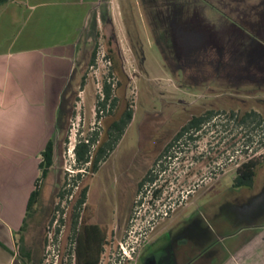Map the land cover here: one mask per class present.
Listing matches in <instances>:
<instances>
[{"label":"rangeland","instance_id":"1","mask_svg":"<svg viewBox=\"0 0 264 264\" xmlns=\"http://www.w3.org/2000/svg\"><path fill=\"white\" fill-rule=\"evenodd\" d=\"M84 1L91 7L90 40L78 49L64 100L68 117L52 138L53 165L38 182L39 200L20 234V249L40 264H76L81 227L73 229L72 214L86 187L79 222L104 229L101 264H112L121 245L137 251L155 241L149 252L168 234L198 228L210 235L204 251L183 247L177 262L197 255L191 264H224L241 239L237 234L248 228L243 211L248 221L255 212L264 227V82L246 66V22L256 21L261 0ZM104 83L111 87L105 109L99 107ZM127 109L132 119L98 171L78 167L79 140L97 133L92 149L107 141L111 124ZM208 111L216 117L193 141L183 139L165 153L192 116ZM251 111L259 125L240 124ZM250 159L257 161L252 188L235 187L237 167ZM148 171L154 181L140 190ZM164 206L166 216L159 212ZM252 234L246 230V240ZM221 235L236 236L220 241ZM124 264H135V255ZM246 264H264V255Z\"/></svg>","mask_w":264,"mask_h":264},{"label":"crops","instance_id":"2","mask_svg":"<svg viewBox=\"0 0 264 264\" xmlns=\"http://www.w3.org/2000/svg\"><path fill=\"white\" fill-rule=\"evenodd\" d=\"M259 4L256 21L246 22V66L264 82V0ZM90 36L91 7L84 0H10L0 7V264H25L18 243L39 157L64 127L59 110L78 49ZM247 215L248 228L237 234L224 264L264 255V227L257 214ZM246 230L253 232L247 240Z\"/></svg>","mask_w":264,"mask_h":264},{"label":"trees","instance_id":"3","mask_svg":"<svg viewBox=\"0 0 264 264\" xmlns=\"http://www.w3.org/2000/svg\"><path fill=\"white\" fill-rule=\"evenodd\" d=\"M10 0H0V7L6 5ZM111 59L110 55H107ZM95 60V53L93 52L90 63L93 64ZM68 92V91H67ZM104 99L99 103V107L105 109V106L110 99L111 87L109 84L104 83L103 86ZM114 102L112 103L113 106ZM216 113L213 111H208L203 115L192 116L187 123L181 127L180 131L175 135L172 142L168 144L165 148V153H167L174 144L179 143L181 140H194L193 134L199 132L206 125H209L213 118H215ZM59 125L64 126L65 119L68 117L67 105L62 101L61 108L59 110ZM233 117V114L230 116ZM132 119V112L127 109L117 121H114L108 131V140L96 145L94 149L92 147L97 142V133H93V137H89L88 140H79V142L74 147L75 162L78 167H85L91 173H96L98 171V165L100 162L105 161L112 152L119 140L122 137L125 127ZM255 122L259 125L260 117L253 111L245 113L238 122L240 124H246L247 122ZM93 150V152H92ZM93 153V154H92ZM54 156V143L49 141L43 151L41 152V162L39 163V170L41 172L40 178L35 182L34 190L30 193L27 207H26V217L23 222V228L27 223V219L31 215L33 208L36 206L40 196V186L38 182H42L48 175V171L53 165ZM257 161L250 159L247 162L240 164L236 169V176L233 180V185L235 187L252 188L254 178H255V167ZM87 166V167H86ZM81 177L80 174L73 176V180L76 181ZM154 176L151 174V179ZM69 191H67L68 193ZM87 188L83 187L79 193V197L74 205V211L72 214V224L73 229H76L77 224L80 225L81 229L77 230L75 235L74 243V258L76 264H100L99 256L102 251L103 242L105 240V231L102 227L96 224H83L79 222L80 211L82 206L85 204ZM63 195V194H61ZM21 250V256L24 259L25 264H40L41 259L34 262L32 253L29 250Z\"/></svg>","mask_w":264,"mask_h":264},{"label":"flooded vegetation","instance_id":"4","mask_svg":"<svg viewBox=\"0 0 264 264\" xmlns=\"http://www.w3.org/2000/svg\"><path fill=\"white\" fill-rule=\"evenodd\" d=\"M177 33V32H176ZM175 33V34H176ZM180 36V32H178ZM199 38H205V34H199L196 33ZM168 146V145H167ZM166 146V147H167ZM172 148V147H170ZM169 152V151H168ZM94 174V173H92ZM151 174L150 171L146 172L145 175L143 176L142 180L138 183V189H142L145 184H148L150 182H153L154 180L151 179ZM255 213V212H253ZM252 214V213H251ZM198 230V231H197ZM196 232H190L189 234L187 233H176L174 236L172 234H168L166 237V240L163 245L158 247L157 249L153 251H147L148 246L152 247V244L155 243V241H151L148 243V245L141 249L135 251V264H179L177 262V259L180 258V252L182 251L181 249L186 246H193L194 250L197 249V251L201 254L204 251V246L205 244V238L209 237L210 235H204L201 234V228H198ZM165 231L161 232L164 233ZM181 235V236H180ZM200 247V248H198ZM197 253V252H196ZM118 254H116V257L113 259L114 262L118 261ZM199 254V255H200ZM196 255V254H195ZM197 256V255H196ZM194 258H188L189 261L186 264H191ZM101 264V261H100Z\"/></svg>","mask_w":264,"mask_h":264},{"label":"built area","instance_id":"5","mask_svg":"<svg viewBox=\"0 0 264 264\" xmlns=\"http://www.w3.org/2000/svg\"><path fill=\"white\" fill-rule=\"evenodd\" d=\"M163 209H166L165 206L162 207V209H159V212L161 213V215L166 216L167 214V209L166 211H164ZM163 210V211H162ZM155 215H157V213H155ZM142 236V235H140ZM121 248V253L118 254V261L114 262L112 261V264H124L126 260H132L133 256L135 255V247L131 246L129 247L128 245L126 246V248H124L122 245L120 246Z\"/></svg>","mask_w":264,"mask_h":264}]
</instances>
